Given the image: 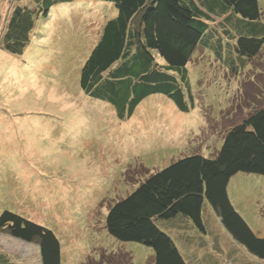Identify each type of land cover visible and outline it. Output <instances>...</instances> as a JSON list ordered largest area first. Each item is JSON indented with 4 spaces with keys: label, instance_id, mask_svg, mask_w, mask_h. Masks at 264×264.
Here are the masks:
<instances>
[{
    "label": "rangeland",
    "instance_id": "obj_1",
    "mask_svg": "<svg viewBox=\"0 0 264 264\" xmlns=\"http://www.w3.org/2000/svg\"><path fill=\"white\" fill-rule=\"evenodd\" d=\"M259 5L264 16V0ZM18 6L38 5L0 0V39ZM116 13L115 6L102 1L59 3L45 19L36 18L22 55L0 48V214L10 210L54 230L62 264L89 259L98 264L106 254L153 264L150 246L108 232L109 207L175 159L194 153L214 157L223 130L264 101V48L253 62L258 70L234 78L231 72L217 76L214 59L198 51L188 63L194 108L181 112L166 97L153 95L121 120L112 104L90 97L80 86L83 65ZM251 77L261 84V96L251 90L248 95ZM240 87L246 92L241 99ZM232 180L233 204L264 235V187L256 186L264 175L239 172ZM249 188L251 196L240 203L238 191ZM213 214L205 212L207 222L213 223ZM0 250L14 264H41L37 244L8 233L0 232Z\"/></svg>",
    "mask_w": 264,
    "mask_h": 264
},
{
    "label": "trees",
    "instance_id": "obj_2",
    "mask_svg": "<svg viewBox=\"0 0 264 264\" xmlns=\"http://www.w3.org/2000/svg\"><path fill=\"white\" fill-rule=\"evenodd\" d=\"M72 1L77 0H35L36 8L16 7L0 48L22 55L36 18L45 19L53 6ZM94 1L109 3L118 13L106 21L100 40L83 65L80 86L90 97L112 104L121 120L131 118L153 95L166 97L181 112L194 108L188 63L195 52L214 59L217 76L231 72L234 78L258 70L253 62L264 48L259 0ZM251 79L254 84L246 90L248 95L251 90L261 96V84ZM239 90L243 91L241 99L246 92L242 87ZM246 112L223 128L224 141L214 157L194 153L175 159L111 205L106 218L108 232L118 240L150 246L153 264H201L189 260V254L179 247L180 238L164 228L172 224L180 231L184 226L183 237L202 241L207 224H211L204 217L210 205L233 240L264 261V235L254 231L228 192L230 180L239 172L264 175V101ZM0 232L37 244L41 264H62L61 241L51 228L4 210ZM8 255L0 250V264H14ZM106 255L98 264H131V257ZM88 263L93 264L90 259Z\"/></svg>",
    "mask_w": 264,
    "mask_h": 264
},
{
    "label": "crops",
    "instance_id": "obj_3",
    "mask_svg": "<svg viewBox=\"0 0 264 264\" xmlns=\"http://www.w3.org/2000/svg\"><path fill=\"white\" fill-rule=\"evenodd\" d=\"M246 183H249V178L244 176L240 177ZM233 183L231 179L228 185V192L232 202V195L230 193V187ZM257 188L264 187V182H258L256 184ZM251 189H241L239 190L240 197L238 201L242 203V199L248 200L251 196ZM262 199L264 200V192H262ZM235 204V203H234ZM210 209H208V214H212ZM216 217L214 218V222L211 224H207V233L204 234L203 240L199 242H195L190 237H183V229L185 231L186 227H179L182 230L178 231L174 229L175 225H169V227L164 228L168 233H171L175 237L180 238V248L182 247L186 254H189L190 259L193 262L200 261L201 264H226L224 260L227 259L228 264H264V261H260L257 258H254L250 253L246 251V249L239 245L237 242L233 240L230 233L224 228L221 223L220 218L217 214H213ZM191 226V222L187 223V227ZM177 227V225H176ZM180 234V235H179ZM182 234V235H181ZM263 236V235H262ZM198 237V236H197ZM205 241V242H203ZM182 250V252H183ZM217 254V257L214 256Z\"/></svg>",
    "mask_w": 264,
    "mask_h": 264
},
{
    "label": "water",
    "instance_id": "obj_4",
    "mask_svg": "<svg viewBox=\"0 0 264 264\" xmlns=\"http://www.w3.org/2000/svg\"><path fill=\"white\" fill-rule=\"evenodd\" d=\"M0 16H1V14H0Z\"/></svg>",
    "mask_w": 264,
    "mask_h": 264
}]
</instances>
